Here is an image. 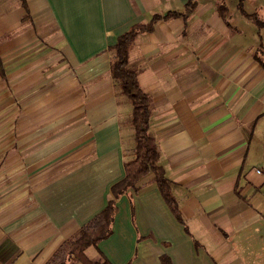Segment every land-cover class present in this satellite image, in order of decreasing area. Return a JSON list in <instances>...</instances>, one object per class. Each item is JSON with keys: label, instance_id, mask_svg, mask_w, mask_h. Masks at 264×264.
<instances>
[{"label": "crops", "instance_id": "crops-1", "mask_svg": "<svg viewBox=\"0 0 264 264\" xmlns=\"http://www.w3.org/2000/svg\"><path fill=\"white\" fill-rule=\"evenodd\" d=\"M188 1L0 0V264H47L113 198L135 139L111 47ZM216 1L129 53L182 221L150 174L93 263L264 264V0Z\"/></svg>", "mask_w": 264, "mask_h": 264}, {"label": "trees", "instance_id": "trees-1", "mask_svg": "<svg viewBox=\"0 0 264 264\" xmlns=\"http://www.w3.org/2000/svg\"><path fill=\"white\" fill-rule=\"evenodd\" d=\"M197 5V0H189L185 4L183 12L171 11L164 16L156 14L150 22L132 26L127 32L120 35L117 43L111 47L112 58L115 62L113 78L121 93L132 105L131 121L135 139L134 157L132 160L125 162V177L112 186L113 198L108 202L107 206L83 225L70 239L66 240L47 264H74L76 262L97 264L96 262H91L84 252L88 247L96 246L100 241L111 235L112 224L117 212L115 199L129 189L135 188L141 179L150 174H154L153 180L164 200L176 218L182 221L178 205L172 193L171 184L165 176L164 168L159 164L161 153L157 139L149 130L151 98L142 91L138 83L137 76L140 69L130 64L129 53L139 33L151 31L154 24L162 18H187L193 13ZM239 6L241 7V2ZM216 7L222 17L226 18L227 7L223 0H217ZM250 18H253L260 25L255 16H250ZM160 260L161 264H172L167 256L162 255ZM103 264H109V262L105 260Z\"/></svg>", "mask_w": 264, "mask_h": 264}, {"label": "built area", "instance_id": "built-area-1", "mask_svg": "<svg viewBox=\"0 0 264 264\" xmlns=\"http://www.w3.org/2000/svg\"><path fill=\"white\" fill-rule=\"evenodd\" d=\"M256 172H257L258 174H261V173H263V170H262V169H257Z\"/></svg>", "mask_w": 264, "mask_h": 264}, {"label": "rangeland", "instance_id": "rangeland-1", "mask_svg": "<svg viewBox=\"0 0 264 264\" xmlns=\"http://www.w3.org/2000/svg\"><path fill=\"white\" fill-rule=\"evenodd\" d=\"M127 100H128V99H127ZM128 102H129V104H131L129 100H128ZM132 159H133V158H132ZM132 159H130V160H132ZM130 160H129V161H130Z\"/></svg>", "mask_w": 264, "mask_h": 264}]
</instances>
